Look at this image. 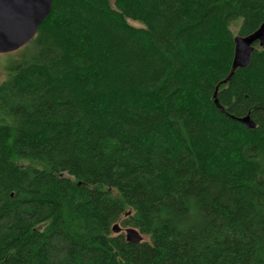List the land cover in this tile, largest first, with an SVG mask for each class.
Wrapping results in <instances>:
<instances>
[{
  "label": "trees",
  "instance_id": "16d2710c",
  "mask_svg": "<svg viewBox=\"0 0 264 264\" xmlns=\"http://www.w3.org/2000/svg\"><path fill=\"white\" fill-rule=\"evenodd\" d=\"M263 23L264 0H53L0 82V264H264V48L221 84Z\"/></svg>",
  "mask_w": 264,
  "mask_h": 264
},
{
  "label": "water",
  "instance_id": "95a60500",
  "mask_svg": "<svg viewBox=\"0 0 264 264\" xmlns=\"http://www.w3.org/2000/svg\"><path fill=\"white\" fill-rule=\"evenodd\" d=\"M52 3L53 0H0V54L16 52L30 43L50 14ZM257 45L264 48V23L257 31L248 36L235 37L232 69L221 84H227L238 69H244L250 65L252 54ZM216 105L224 111L218 100H216ZM238 120L249 129L256 128V124L250 116ZM114 232L121 233L118 224L114 226ZM126 232L128 242L141 243L143 241L137 229L128 228Z\"/></svg>",
  "mask_w": 264,
  "mask_h": 264
},
{
  "label": "rangeland",
  "instance_id": "374dc122",
  "mask_svg": "<svg viewBox=\"0 0 264 264\" xmlns=\"http://www.w3.org/2000/svg\"><path fill=\"white\" fill-rule=\"evenodd\" d=\"M132 24L134 25V26H139L137 23H133L132 22ZM234 33L235 34H237V31H236V29H234ZM12 53H10V54H0V82L5 78V67L8 65V63H9V58H8V55H11ZM13 55V54H12ZM118 226L121 228V233H124L125 235H127L126 233V231H127V229L128 228H125V227H123L122 225H121V223H118ZM141 234V236H142V238H143V241H149V238L146 236V235H144V234H142V233H140Z\"/></svg>",
  "mask_w": 264,
  "mask_h": 264
}]
</instances>
